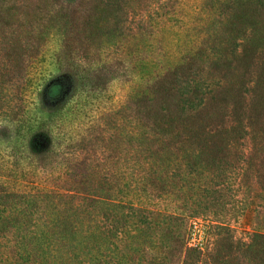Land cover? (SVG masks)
Instances as JSON below:
<instances>
[{"label":"trees","instance_id":"16d2710c","mask_svg":"<svg viewBox=\"0 0 264 264\" xmlns=\"http://www.w3.org/2000/svg\"><path fill=\"white\" fill-rule=\"evenodd\" d=\"M46 12L54 24L39 32ZM53 32L50 69L38 71L42 45L26 37ZM80 50L86 75L71 69ZM101 54L107 65H131L138 77L136 146L146 181L124 188L111 183L112 170L85 165L97 159L94 125L85 121L106 86L101 73L88 71ZM73 162L84 166L75 171ZM50 165L64 172L65 187L39 184ZM52 195L128 211L108 215L109 226L90 232L68 264H115V244L129 225L136 237H153L147 249H129L128 264L145 251L150 260L138 264H164L165 250L153 242L174 239L178 228L177 264H264V231L236 239L229 224L264 208V0H0V228L19 222L21 209L1 221L14 201L30 205ZM208 213L217 231L212 247L188 246L184 223ZM1 251L9 264H52L16 242Z\"/></svg>","mask_w":264,"mask_h":264},{"label":"rangeland","instance_id":"374dc122","mask_svg":"<svg viewBox=\"0 0 264 264\" xmlns=\"http://www.w3.org/2000/svg\"><path fill=\"white\" fill-rule=\"evenodd\" d=\"M51 8L54 12L55 7ZM38 23L41 29L38 28ZM53 24V20L51 24L50 12H46V14L42 15L41 24L40 18L36 22L35 30L44 31V29L52 27ZM33 36L36 41L30 36L26 38L31 42L39 41L42 45L40 53L35 57L37 60L36 68H38V71L49 70V63L52 60V53L49 51L52 50L50 48L54 43L55 33L53 32L52 35H47L46 37L44 33L41 35L35 33ZM76 54L78 57H75L71 69H76L81 72V75H86L87 73L82 74V71L88 69V66L85 65L87 59H83L81 50ZM112 54L114 62L119 59L117 52ZM53 58L55 62V56ZM99 58V62L93 63V67L89 65L88 71L90 72V69H92L101 73L104 76V81H106V86L91 99L88 119L85 121L87 122L86 124L94 125L93 138L98 143V148L95 149L97 155L95 158L97 159H94V162H87L85 165L87 164L88 168L95 166L97 168H107L112 170L110 172L117 173V175H113L114 178L111 180L114 186L124 188V185L140 184L145 182L146 179L140 178V174H143L142 168L145 165L143 163L144 160L141 159L142 153L138 150L140 148L136 146V143H139V134H141L137 129V107L133 98L136 84L139 86L138 77L134 76L135 68L131 65L128 68H122L121 65L116 63L110 66L107 65V61L104 59L106 57L103 54ZM56 65L60 64L55 62V68ZM150 71L151 69L146 68L144 73L148 75ZM64 80L66 88L71 89L74 85V78L68 75L65 76ZM112 133H115L116 139H109ZM90 143L88 145V155H91L94 151L91 150L93 141L91 140ZM102 145L105 147L102 148ZM142 151L148 152L146 148ZM83 166L84 164L80 162L71 164V168L75 171H78ZM46 168L47 170L39 174V177H41L39 184L58 188L66 186L67 179L59 167L50 165ZM48 190L59 194L55 188H48ZM237 201L236 206L239 207L241 212L242 205L244 206L246 199L240 198ZM27 206H29L30 210L25 212ZM20 209L24 210V212L22 216L20 214L18 223L16 220L12 224L6 222L0 228V245L9 247L16 242L20 249L25 252L35 253L40 256L41 261H51L52 264H68L65 259L72 256L74 251L83 249L89 243L90 232L93 230L102 232L109 226L108 215H114L118 212L119 216H126L128 212L118 207L114 208L102 200L92 202L84 197L77 200L73 197L69 199V197L62 198L58 195H52L50 197L47 196L45 199H36L30 205L24 200L14 201L12 209L7 210L8 212L5 211L1 221L5 218L8 219L11 215L15 217L16 210ZM13 216L10 218H14ZM132 216H134V213H129V217ZM213 220L212 215L208 213L206 215H198L197 218H191L186 223L182 222L188 228V246L198 247L202 251L212 247L217 238V231L214 229L215 224L212 223ZM192 222H195V224H193L192 228H189ZM229 224L236 239H246L253 230L264 231V208L260 206L257 210L247 213L246 217H240L237 222L231 221ZM163 227L166 228L165 226ZM183 231L179 230V228L176 229L174 239L153 240V245L156 248L165 250L164 264L178 263L180 259L179 247L183 242ZM125 232H127L126 238H120L115 244L117 254L111 258V261H114L115 264H128L129 261H133V257H130L129 249H147L150 245L149 241H152V235L148 234V231H145L146 234H140L139 237H136L134 227L129 225ZM102 248L103 254L106 253L105 259L109 261L108 255L110 254L109 250H107V245ZM1 252L0 264H9L8 260L6 261L7 253L5 251ZM150 258L151 254L149 253L148 255L145 251L143 253L140 252L135 261L138 264L139 261H149Z\"/></svg>","mask_w":264,"mask_h":264}]
</instances>
